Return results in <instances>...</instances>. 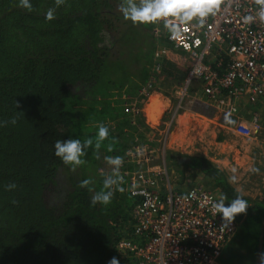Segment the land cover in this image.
<instances>
[{"label": "trees", "instance_id": "16d2710c", "mask_svg": "<svg viewBox=\"0 0 264 264\" xmlns=\"http://www.w3.org/2000/svg\"><path fill=\"white\" fill-rule=\"evenodd\" d=\"M30 2L31 12L19 0H0V121L24 113L15 126L0 127V264H108L113 257L130 264L117 246L130 238L139 201L123 183L109 205L92 206L94 193L79 184L92 178L90 187L99 191L98 164L105 156L125 157L132 144L123 130L137 127L119 96L135 95L147 80L153 25L125 20L121 0H67L52 21L45 13L54 0ZM101 123L110 135L96 150ZM86 137L94 140L83 157L88 170L73 172L54 155V143ZM185 163L228 197L226 205L238 194L206 159ZM12 182L17 188L6 191ZM245 199L250 206L236 216L239 229L224 251L233 255L226 262L223 254L221 264H254L264 252V205Z\"/></svg>", "mask_w": 264, "mask_h": 264}, {"label": "built area", "instance_id": "2783aa9c", "mask_svg": "<svg viewBox=\"0 0 264 264\" xmlns=\"http://www.w3.org/2000/svg\"><path fill=\"white\" fill-rule=\"evenodd\" d=\"M256 10L254 0H225L220 12L203 27L189 25L179 38L162 22L153 30L155 50L147 80L134 96L122 97L124 111L136 127L139 119L146 122L147 107L155 97L166 105L157 124L147 129L154 132V139L140 142L136 133L123 130L132 144L121 174L125 191L139 201L132 211L130 238L117 246L121 254H128L130 264H218L239 229L236 220L222 227L221 215L211 208L220 199L218 194L200 185L180 190L166 160L171 155V133L186 110L199 112L205 107L221 118L233 114L238 101L264 102V24L258 20L245 24L242 19ZM176 52L182 81L167 92L161 80L166 63H174L170 54ZM193 90L201 92L202 100L192 96ZM170 93L176 95L175 103ZM251 125L256 132L260 130L257 114ZM236 130L249 134L241 124Z\"/></svg>", "mask_w": 264, "mask_h": 264}, {"label": "crops", "instance_id": "0c3cea01", "mask_svg": "<svg viewBox=\"0 0 264 264\" xmlns=\"http://www.w3.org/2000/svg\"><path fill=\"white\" fill-rule=\"evenodd\" d=\"M176 54L178 52L170 54L174 63H166L165 68L169 66L177 69L179 67V57H174ZM181 74L183 73L181 72L175 80L169 79L171 82L165 83L166 86L162 85L163 83L161 86L170 92L171 89L179 85V81L182 79ZM195 91L191 92L192 96L202 100L201 92ZM122 97L130 98V96L123 93L119 96L123 107ZM116 98L114 97V99ZM164 102L155 97L153 103L147 107L145 130L153 128L157 124V117L166 107ZM236 106L231 116L236 121L234 125L225 124L224 116L220 118L217 116L218 114L207 111L205 107H201L199 112L186 110L180 114L168 144V150L171 151L172 156H168L166 163L175 182L181 184L180 190L186 191L193 185L186 183L185 186L183 181L181 182L177 178V172H184V167L187 168L185 166L187 157H202L224 174L232 188L236 191L241 189L243 197L264 205V102L260 99L254 104L238 101ZM255 114L259 119L260 130L258 132L251 125V119ZM148 120L153 123H148ZM238 124L246 127L249 134L244 135L237 131ZM182 158L185 159L183 163L181 162ZM98 166H102L101 169H107L104 160ZM253 167L258 168L259 173L250 171ZM199 174L204 178L200 172ZM233 175L237 178L235 184L229 182V177ZM204 179L207 180V178ZM220 260L221 258L218 264H221ZM258 261L257 255L254 264H257Z\"/></svg>", "mask_w": 264, "mask_h": 264}, {"label": "clouds", "instance_id": "9594fccd", "mask_svg": "<svg viewBox=\"0 0 264 264\" xmlns=\"http://www.w3.org/2000/svg\"><path fill=\"white\" fill-rule=\"evenodd\" d=\"M67 0H54L55 7H50L45 13V19L52 21L56 19V10L62 5H65ZM225 0H121L118 5V10L123 18L131 21L134 25H155L163 23L176 38L181 36V32L187 31V26L203 27L209 17L216 16L221 5ZM257 10L255 14H247L243 16V23L251 24L257 20L264 24V0H254ZM19 7L27 11H33V5L30 0H19ZM77 91V89L75 88ZM16 109L21 105L15 100ZM19 116H24V113L18 112L9 120L0 121V127H7L9 124L15 126L18 123ZM232 113L228 112L224 116V122L227 125H234L236 121L232 118ZM109 128L103 123L99 124L96 134L95 144L91 137H86L83 141L80 139L57 140L54 143V155L62 160L65 165L71 166L73 172L76 169L87 163L83 157L86 155V149L94 147L99 150L102 142L109 138ZM111 151V148H109ZM99 158V157H97ZM104 162L107 169H101L100 174L103 177L102 187L99 191H95L90 185L95 181L92 178L85 179L80 182L79 187L87 189L94 194L91 196V205L96 206L101 204L107 206L112 202L114 192L116 190L123 191L121 185L124 183V177L121 174V168L124 165L123 156H105ZM235 171V170H233ZM253 173H259L258 168H251ZM229 182L235 184L237 178L235 175L229 177ZM17 188V184L12 182L5 185L6 191H13ZM238 194L231 203L227 204L226 195H221L218 201L211 204V208L215 214H219L223 220V226H229L235 220L237 215L246 214L250 206L248 201L243 197L242 190L237 189ZM188 197H182L187 199ZM13 204L18 202L13 200ZM259 264H264V252L258 254ZM108 264H120L116 257L111 258Z\"/></svg>", "mask_w": 264, "mask_h": 264}, {"label": "rangeland", "instance_id": "374dc122", "mask_svg": "<svg viewBox=\"0 0 264 264\" xmlns=\"http://www.w3.org/2000/svg\"><path fill=\"white\" fill-rule=\"evenodd\" d=\"M151 27V25H145V28L147 29V27ZM157 25L155 24V25H153V29L152 30H154L155 29V27H156ZM152 33H153V31H152ZM165 68V67H164ZM182 69L184 68V67H181ZM167 71H166V70ZM164 69V77H163V75H162V80H161V83H163L162 85H164L165 83H167L168 81H170L169 79H171V80H175V79H177L179 76H180V73H181V71L180 70H178V68L176 69V68H174V67H166ZM182 81V79L179 81V82H181ZM171 82V81H170ZM161 86V85H160ZM164 86H166V85H164ZM163 86V87H164ZM162 87V86H161ZM171 95V96H170ZM170 95H168L170 98V100H171V102L172 103H175V101H176V95H173L172 96V94L170 93ZM142 121H143V123H144V125L142 124ZM145 122H144V119L143 120H141V119H139V122L137 123V128H136V131L134 132V133H136V134H140L141 135V139H139L140 140V142H145V141H148L149 140V138H153L154 139V137H153V134H154V132H151L150 130H145ZM155 131H157L156 129H155ZM135 134V135H136ZM102 155V154H101ZM90 168V167H89ZM83 169L84 170H88V162L86 163V164H84L83 165ZM184 172H177L178 174H177V178L182 182L183 181V184L185 185L186 183H188V184H191V185H193V186H195V185H200V186H203L204 188H206V189H208V190H211L212 192H214L215 190L213 189V187H212V184H211V182L209 181V180H206V179H204L200 174H199V172L198 171H196V170H192V169H190V168H185L184 167V170H183ZM180 175H182V176H180ZM199 177V178H198ZM180 186H181V184L180 183H178ZM186 186V185H185ZM184 186V187H185ZM189 186V185H188ZM214 193H216V191L214 192ZM231 248H229L225 253H223L224 254V256H223V260H225L226 262H229L230 260H231V256L233 255L232 254V252H231ZM257 264H259V261H258V263Z\"/></svg>", "mask_w": 264, "mask_h": 264}, {"label": "water", "instance_id": "95a60500", "mask_svg": "<svg viewBox=\"0 0 264 264\" xmlns=\"http://www.w3.org/2000/svg\"><path fill=\"white\" fill-rule=\"evenodd\" d=\"M181 162H182V163H183V162H185V159H184V158H182V159H181Z\"/></svg>", "mask_w": 264, "mask_h": 264}]
</instances>
